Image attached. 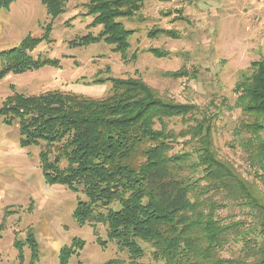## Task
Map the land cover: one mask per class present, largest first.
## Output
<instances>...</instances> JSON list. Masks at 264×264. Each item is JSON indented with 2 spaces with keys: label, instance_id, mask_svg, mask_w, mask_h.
<instances>
[{
  "label": "trees",
  "instance_id": "obj_1",
  "mask_svg": "<svg viewBox=\"0 0 264 264\" xmlns=\"http://www.w3.org/2000/svg\"><path fill=\"white\" fill-rule=\"evenodd\" d=\"M41 1L52 20L64 11V0ZM85 1L100 31L75 44L102 40L125 60L133 31L121 20L134 18L145 0ZM12 2L0 0V9ZM43 41H49L47 33L26 36L17 47L1 51L0 80L57 66L55 59L31 56ZM250 69L234 88L235 107L246 116L234 134L243 136L241 151L253 181L264 188V61L252 62ZM107 82L110 93L101 99L62 91L14 93L0 108L3 124L17 127L19 146L40 149L45 184L84 196L72 213L77 225L102 226L106 240L96 243L103 248L114 243L132 262L142 257L144 244L159 264H264V198L219 157L213 141L216 113L165 100L140 78ZM232 207L249 209L252 221L224 215ZM29 239L33 264L37 243ZM234 244L237 254L227 257ZM83 246L72 239L60 250L59 264H68Z\"/></svg>",
  "mask_w": 264,
  "mask_h": 264
},
{
  "label": "rangeland",
  "instance_id": "obj_2",
  "mask_svg": "<svg viewBox=\"0 0 264 264\" xmlns=\"http://www.w3.org/2000/svg\"><path fill=\"white\" fill-rule=\"evenodd\" d=\"M85 3L64 0V11L53 20L41 0H14L0 9V52L17 47L26 36L38 38L47 33L49 41L41 42L31 56L57 60L55 67L1 79L0 108L14 93L36 96L62 91L101 99L110 93L107 79L140 78L165 100L216 113L213 141L219 157L230 162L264 198V188L253 181L241 151L243 136L234 134L246 118L235 107V85L241 76L250 74L252 62L264 61V0H145L134 18L121 20L133 31L125 60L102 40L75 44L77 38L100 31V26L92 25ZM180 70L188 76H170ZM39 151L21 148L17 127L3 124L0 117V264H29L30 235L38 250L33 264H59L60 250L69 247L72 239L83 241L84 246L68 264L112 260L113 264H159L144 244V254L134 262L114 243L99 246L97 239L106 240L104 228L79 226L72 217L84 196L64 186L45 184ZM223 213L252 221L247 208L232 207ZM238 247L234 244L227 257L237 254Z\"/></svg>",
  "mask_w": 264,
  "mask_h": 264
}]
</instances>
